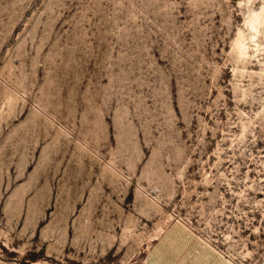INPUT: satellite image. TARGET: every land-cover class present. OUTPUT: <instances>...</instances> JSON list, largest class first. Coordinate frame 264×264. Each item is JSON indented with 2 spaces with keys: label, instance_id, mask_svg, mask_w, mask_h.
<instances>
[{
  "label": "rangeland",
  "instance_id": "374dc122",
  "mask_svg": "<svg viewBox=\"0 0 264 264\" xmlns=\"http://www.w3.org/2000/svg\"><path fill=\"white\" fill-rule=\"evenodd\" d=\"M0 264H264V0H0Z\"/></svg>",
  "mask_w": 264,
  "mask_h": 264
}]
</instances>
